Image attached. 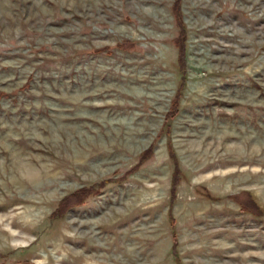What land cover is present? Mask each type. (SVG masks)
<instances>
[{
	"label": "rangeland",
	"instance_id": "obj_1",
	"mask_svg": "<svg viewBox=\"0 0 264 264\" xmlns=\"http://www.w3.org/2000/svg\"><path fill=\"white\" fill-rule=\"evenodd\" d=\"M0 264H264V0H0Z\"/></svg>",
	"mask_w": 264,
	"mask_h": 264
},
{
	"label": "trees",
	"instance_id": "obj_2",
	"mask_svg": "<svg viewBox=\"0 0 264 264\" xmlns=\"http://www.w3.org/2000/svg\"><path fill=\"white\" fill-rule=\"evenodd\" d=\"M182 46H183V43H182Z\"/></svg>",
	"mask_w": 264,
	"mask_h": 264
}]
</instances>
